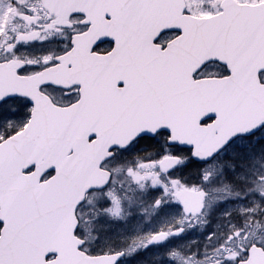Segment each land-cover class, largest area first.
<instances>
[{"label":"snow or ice","instance_id":"snow-or-ice-1","mask_svg":"<svg viewBox=\"0 0 264 264\" xmlns=\"http://www.w3.org/2000/svg\"><path fill=\"white\" fill-rule=\"evenodd\" d=\"M0 264H264V0H0Z\"/></svg>","mask_w":264,"mask_h":264}]
</instances>
